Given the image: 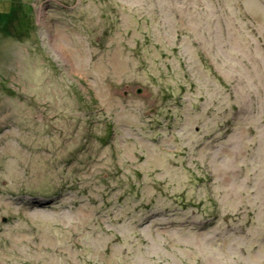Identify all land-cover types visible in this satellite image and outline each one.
I'll use <instances>...</instances> for the list:
<instances>
[{"label": "rangeland", "instance_id": "obj_1", "mask_svg": "<svg viewBox=\"0 0 264 264\" xmlns=\"http://www.w3.org/2000/svg\"><path fill=\"white\" fill-rule=\"evenodd\" d=\"M0 14V264H264V0Z\"/></svg>", "mask_w": 264, "mask_h": 264}, {"label": "bare ground", "instance_id": "obj_2", "mask_svg": "<svg viewBox=\"0 0 264 264\" xmlns=\"http://www.w3.org/2000/svg\"><path fill=\"white\" fill-rule=\"evenodd\" d=\"M6 16H8V15L0 14V23H4L8 19Z\"/></svg>", "mask_w": 264, "mask_h": 264}]
</instances>
